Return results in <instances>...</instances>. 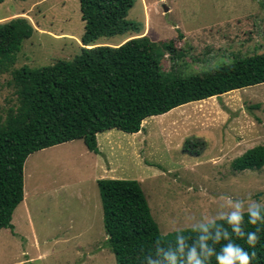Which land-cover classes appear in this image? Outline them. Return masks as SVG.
I'll use <instances>...</instances> for the list:
<instances>
[{"label":"rangeland","instance_id":"rangeland-1","mask_svg":"<svg viewBox=\"0 0 264 264\" xmlns=\"http://www.w3.org/2000/svg\"><path fill=\"white\" fill-rule=\"evenodd\" d=\"M16 18L27 19L35 32L15 69L49 67L79 54L85 33L79 0L0 3V24ZM127 21L148 29L170 81L264 49V0H135ZM164 42H174L182 55L173 61ZM9 81L10 74L0 76V107L14 98ZM97 142L99 153L76 140L27 159L24 201L13 228L0 231V264H117L104 228L100 180L140 183L163 236L224 219L237 206L244 213L264 207V168H232L248 150L264 146V84L149 118L138 134H98Z\"/></svg>","mask_w":264,"mask_h":264},{"label":"trees","instance_id":"trees-1","mask_svg":"<svg viewBox=\"0 0 264 264\" xmlns=\"http://www.w3.org/2000/svg\"><path fill=\"white\" fill-rule=\"evenodd\" d=\"M79 2L85 33L72 61L15 69L24 41L35 30L25 18L0 24V76L10 74L7 86L14 91L8 106L0 107V231L13 228L14 212L25 197L24 166L32 154L76 140L99 153L98 134L112 130L138 134L149 118L264 84V49L200 75L165 79L155 53L157 44L144 36V25L127 21L135 0ZM115 37L127 41L113 46L99 43ZM161 45L173 61L182 55L174 42ZM232 168L237 173L263 169L264 146L248 150L233 161ZM98 186L104 228L117 264H172V258L175 264H189L193 248L201 264H217L215 253L229 241L216 243V237L218 233L222 237L225 229L232 242L250 256L255 253L251 264H264V223L250 225L248 213H244L241 231L246 236L260 229L251 247L224 219L163 236L140 183L105 179ZM259 210L264 220V207ZM202 245L213 253L211 257L202 252Z\"/></svg>","mask_w":264,"mask_h":264},{"label":"clouds","instance_id":"clouds-1","mask_svg":"<svg viewBox=\"0 0 264 264\" xmlns=\"http://www.w3.org/2000/svg\"><path fill=\"white\" fill-rule=\"evenodd\" d=\"M249 215V224L252 226H257L258 223H264V220L261 218V212L258 207H250L247 211ZM224 220L231 227L232 231L239 239H246V243L251 247L254 246L259 237L258 233L260 229L256 227L255 231H248L246 236L245 233L241 231L240 225L244 221V212L239 206H237L236 211L227 214L224 217ZM221 239L229 241L221 247L219 253H215V259L217 264H251V258L255 256L253 252L250 254L239 244L234 243L230 240L228 236L227 229L224 230V234L221 235L218 233L216 237V243H219ZM202 252H206L207 256L211 257L213 253L207 251L204 245L201 246ZM189 264H201L200 258L195 250L191 249L188 253ZM172 264H175L174 258H172Z\"/></svg>","mask_w":264,"mask_h":264},{"label":"crops","instance_id":"crops-1","mask_svg":"<svg viewBox=\"0 0 264 264\" xmlns=\"http://www.w3.org/2000/svg\"><path fill=\"white\" fill-rule=\"evenodd\" d=\"M147 34H148V29H147L146 31H144V36L147 35ZM147 36H148V35H147ZM125 41H127V38H126V39L124 38V39L122 40V42L119 43V44H123ZM119 44H117V45H119ZM97 136H98V135H97ZM24 198H25V197H24ZM2 231H3V230H2ZM30 261H32V259H31Z\"/></svg>","mask_w":264,"mask_h":264}]
</instances>
